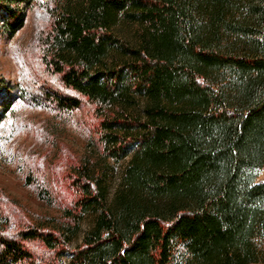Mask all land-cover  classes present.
Instances as JSON below:
<instances>
[{
	"label": "trees",
	"instance_id": "obj_1",
	"mask_svg": "<svg viewBox=\"0 0 264 264\" xmlns=\"http://www.w3.org/2000/svg\"><path fill=\"white\" fill-rule=\"evenodd\" d=\"M53 1L41 58L71 92L47 98L96 104L103 158L75 165L61 226L8 235L0 208V264H38L35 241L52 264L264 262V0ZM34 2L0 0V34L24 27ZM127 23L129 40L116 30Z\"/></svg>",
	"mask_w": 264,
	"mask_h": 264
},
{
	"label": "rangeland",
	"instance_id": "obj_2",
	"mask_svg": "<svg viewBox=\"0 0 264 264\" xmlns=\"http://www.w3.org/2000/svg\"><path fill=\"white\" fill-rule=\"evenodd\" d=\"M53 4L35 0L24 27L13 36L0 34V208L8 217V235L32 225L61 226L64 209L77 195L72 184L75 165L83 158H103L96 104L83 98L80 107L67 110L47 98L50 90L71 92L41 58V37L50 28ZM116 30L128 40L134 38L129 23ZM132 153L114 163L109 201L121 186ZM258 180L264 181V167ZM98 213L84 214L72 247L92 228ZM27 246L38 264H52L53 253L43 244ZM70 256L66 253L63 259Z\"/></svg>",
	"mask_w": 264,
	"mask_h": 264
}]
</instances>
